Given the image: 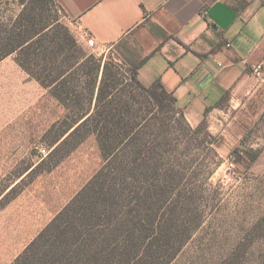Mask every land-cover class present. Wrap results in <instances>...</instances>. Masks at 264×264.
<instances>
[{
	"label": "rangeland",
	"instance_id": "1",
	"mask_svg": "<svg viewBox=\"0 0 264 264\" xmlns=\"http://www.w3.org/2000/svg\"><path fill=\"white\" fill-rule=\"evenodd\" d=\"M19 1L0 0V15H16ZM45 12L77 41L78 47L66 49L60 58L71 63L87 59L85 73L94 70V75H84V81L94 80L93 102L87 104L94 111L105 63L130 62L134 55L123 42L95 49L58 7L48 2ZM259 83L253 96L224 104L229 115L215 121L220 127L211 125V132L208 123L219 147L204 133L190 132L175 108L166 115L170 131L168 146L162 148L163 163L173 169L178 182L167 205L171 207L161 215L172 208L178 213L172 244L174 249L180 245L169 264H264V79ZM77 111L75 100L70 97L67 107L60 103L19 66L16 55L0 62V264H12L103 167L92 134L54 169L49 170L57 158L26 173L47 157L48 145ZM255 152L260 156L252 163Z\"/></svg>",
	"mask_w": 264,
	"mask_h": 264
},
{
	"label": "trees",
	"instance_id": "2",
	"mask_svg": "<svg viewBox=\"0 0 264 264\" xmlns=\"http://www.w3.org/2000/svg\"><path fill=\"white\" fill-rule=\"evenodd\" d=\"M48 2L64 12L57 0H23L16 15H0V62L16 55L19 66L60 103L67 107L71 97L78 108L73 121L48 145L47 157L26 173L57 158L49 170L54 169L92 134L104 165L12 264H169L180 245L174 249L172 244L178 213L172 208L161 215L178 182L163 163L170 131L166 115L175 108L190 132L204 133L212 146L219 143L208 132L207 120L191 128L174 92L161 79L150 85L140 81V70L150 57L107 61L92 111L87 104L93 102L94 80L84 81V75L90 77L94 70L85 73L87 59L71 63L60 58L78 45L58 19L47 15ZM228 99L229 93L217 107L223 108ZM154 110L158 115L153 118ZM259 156L253 153L252 163Z\"/></svg>",
	"mask_w": 264,
	"mask_h": 264
},
{
	"label": "crops",
	"instance_id": "3",
	"mask_svg": "<svg viewBox=\"0 0 264 264\" xmlns=\"http://www.w3.org/2000/svg\"><path fill=\"white\" fill-rule=\"evenodd\" d=\"M57 2L95 49L123 42L132 61L150 57L140 81L161 79L192 127L207 120L212 132L229 115L228 106L217 107L227 93L232 104L260 87L253 70L262 65L264 73V0Z\"/></svg>",
	"mask_w": 264,
	"mask_h": 264
},
{
	"label": "built area",
	"instance_id": "4",
	"mask_svg": "<svg viewBox=\"0 0 264 264\" xmlns=\"http://www.w3.org/2000/svg\"><path fill=\"white\" fill-rule=\"evenodd\" d=\"M87 43L92 46L95 47V42L92 39H88ZM253 74L258 78L263 80L264 79V73H263V67L262 65H258L254 68L253 70Z\"/></svg>",
	"mask_w": 264,
	"mask_h": 264
}]
</instances>
